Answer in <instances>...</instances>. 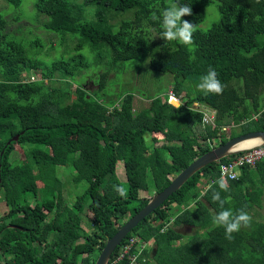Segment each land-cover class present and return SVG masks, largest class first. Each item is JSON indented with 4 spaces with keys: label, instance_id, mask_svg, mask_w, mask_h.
Instances as JSON below:
<instances>
[{
    "label": "trees",
    "instance_id": "obj_1",
    "mask_svg": "<svg viewBox=\"0 0 264 264\" xmlns=\"http://www.w3.org/2000/svg\"><path fill=\"white\" fill-rule=\"evenodd\" d=\"M6 1L19 6L22 0ZM212 1L219 18L207 30L186 31L178 23L177 11L187 23L200 24ZM35 8L34 20L58 41L48 37L55 46L34 53L9 30L19 17L0 13V195L7 207L0 216V264H94L122 218L152 197L139 194L145 171L157 193L199 155L233 136L264 130V0H37ZM124 13L131 16L112 21ZM148 28L159 34L157 40L150 39ZM67 34L81 38L70 42L68 55L60 52L50 64L39 58L53 56ZM183 35L193 48L179 41ZM84 41L107 52L109 66L125 61L137 66L149 58L153 70L172 76L171 91L184 92L186 100L175 106L168 95L155 96L135 107L128 92L109 101L99 92L110 71L100 72L89 93L88 79L96 74L89 73L88 56L80 52ZM38 70L40 78L30 80L27 75ZM82 77L87 81L76 84ZM72 89L74 100L67 96ZM194 102L214 110V126L203 122L204 112ZM230 123L240 130L230 128L229 137L219 139ZM16 145L23 158L11 157ZM226 159L196 171L126 235L112 256L136 236L137 248L154 243L143 248L136 264L151 259L264 264V220L250 214L262 207L264 158L242 166L235 179L219 177ZM69 161L64 179L86 185L67 199L57 168ZM120 164L125 182L118 175ZM38 192L41 200L32 205L29 193ZM86 208H93L89 230L81 218ZM179 226L195 232L181 241L186 234ZM126 263L127 257L118 264Z\"/></svg>",
    "mask_w": 264,
    "mask_h": 264
},
{
    "label": "rangeland",
    "instance_id": "obj_2",
    "mask_svg": "<svg viewBox=\"0 0 264 264\" xmlns=\"http://www.w3.org/2000/svg\"><path fill=\"white\" fill-rule=\"evenodd\" d=\"M37 0H22L19 6H14L13 4L7 2L6 0H0V13L4 17L10 18L11 16H18L19 20L14 21L11 24V30L14 33V38L21 41L26 49L28 51H32L33 53L36 52V50L43 49H49L52 46H55V43L51 46L50 41L47 40L48 37H50L54 42L58 41V37L56 35L50 34L47 31H45L42 26L41 22L39 20L35 21V15H36V8L35 3ZM167 2H170V0H167ZM205 18L204 20L198 24V25H191L187 23L184 18L179 15L178 11L175 13L176 19L178 23L183 24L186 28V31H190L193 29H202L207 30L215 21L219 18V12L217 7V2L212 1L208 3L205 7ZM128 13V12H126ZM131 16V13L124 15H115L113 18V22H117L118 20H121L122 18H126ZM44 17H40V20H42ZM89 19V16H87ZM11 21V19H10ZM9 25V23H8ZM15 27L16 30H15ZM15 30V31H14ZM148 32L150 34L151 40H157L159 37V34L154 31L153 28H148ZM60 36H63L60 33H57ZM69 38L65 39V43L58 46L57 50L52 54L53 56H39L41 60H46L47 64H50L53 60L61 57L60 52H63L65 55L69 54V49L72 47L70 45V42L76 43L78 39H81L79 36H76L74 39L76 41H73L74 39H71V35ZM180 42L187 43L189 48H193L192 45L188 42V36L183 35L180 39ZM30 42H38L40 43V46L35 47L30 44ZM30 49V50H29ZM81 53H85L88 56V60L90 61V67H89V73L96 74L94 76V79L90 81L88 79V87L87 91L89 93H92L93 90L96 89V86L99 84L101 78H100V72L102 71H110L109 76L106 78V85L104 87V90L100 91V94H103V97H106L107 100L113 101L117 100L118 95L123 93H132L134 95V105L136 106H142L147 105L149 103L150 97L160 96V97H166L171 92V85L173 78L168 73L159 72L156 70H153L150 67L149 58H144L137 66H135L131 61H125V62H117L109 66L110 56L107 52H99L98 50L91 49L88 42L84 41L83 48L80 50ZM71 53V52H70ZM105 65V66H101ZM33 73V74H32ZM30 80L32 79H38L40 78V70L36 71V73L32 72L27 75ZM26 76V78H27ZM87 81V78L85 77L80 78L79 80L76 79V84H79L80 82ZM46 82V80H45ZM76 85H73L75 87ZM174 91V90H173ZM176 98H171L170 102L173 105H177L178 103L181 104L186 100V96L184 92L180 91L176 93ZM70 100L75 99V93L74 89H72L71 93L67 94ZM105 99V100H106ZM176 102H175V101ZM108 101V102H109ZM174 101V102H173ZM227 131H229V128H236L239 129L238 125H234L233 123L226 124ZM240 130V129H239ZM230 135L229 132H222L221 137H225ZM214 142H212L213 144ZM141 147V154L146 160L148 155V150L145 147L144 144L140 145ZM16 150L20 153H14L12 154V158L14 157H21L23 158L22 150L21 148L16 145ZM146 166V165H145ZM144 166V167H145ZM70 167V161L62 168L58 167V171L62 176L63 181V188L62 192L65 198L69 199L75 196L76 193H79L84 189L86 183L85 182H72L69 183L64 179V175L68 172ZM146 168V167H145ZM148 168H146L147 170ZM118 175L120 179L125 182V177L123 174V167L122 164L117 169ZM173 178V177H172ZM205 179L202 180L200 188L206 187ZM39 186H41L39 182ZM199 188V187H198ZM204 190V189H203ZM79 191V192H78ZM203 192V191H202ZM260 192V191H259ZM262 196V207L255 206L254 209L251 211V216L256 219H262L264 220V194L263 192H260ZM140 196L143 197H151L155 193V188L152 184L151 177L146 174V171L144 174H142V186L139 192ZM41 200V193L38 192V194H32L29 193V202L33 205L35 202ZM174 209L176 210L178 207L176 204H174ZM7 210V207L4 203V199L2 195H0V216ZM92 213L93 208H86L83 212H81V218H82V224L84 227V230H89L90 228H93L91 225L92 220ZM133 211L128 212L124 218H122L121 222L123 223L126 221L131 215ZM159 222V220L156 221V223ZM164 228V227H163ZM162 228V230H163ZM182 232L186 234V237L182 238L181 241H185L190 235L194 234L195 228L191 226H179ZM202 234L205 235V232L202 231ZM136 237V236H135ZM151 243V242H150ZM153 246L144 245L143 248H147L150 250ZM97 257V256H96ZM148 264H157L154 260H149Z\"/></svg>",
    "mask_w": 264,
    "mask_h": 264
},
{
    "label": "water",
    "instance_id": "obj_3",
    "mask_svg": "<svg viewBox=\"0 0 264 264\" xmlns=\"http://www.w3.org/2000/svg\"><path fill=\"white\" fill-rule=\"evenodd\" d=\"M175 106H178L175 105ZM193 106L196 109H200L201 104L194 102ZM18 134L11 138V140H17ZM247 139H259L260 143L253 146L264 144V130L249 131L237 136L228 138L224 143L219 144L205 153L199 155L192 160L184 169L179 171L170 181V183L161 191L154 194L148 202L137 212L132 214L119 228L118 230L106 240L104 246L100 250L94 264H107L111 254L121 241L130 233L145 217L150 215L156 208H158L172 193L178 190L184 182L191 177L196 171L200 170L204 166L219 161L229 155L240 152L246 148H236L239 142ZM9 140L7 143H10ZM249 148V147H248Z\"/></svg>",
    "mask_w": 264,
    "mask_h": 264
},
{
    "label": "built area",
    "instance_id": "obj_4",
    "mask_svg": "<svg viewBox=\"0 0 264 264\" xmlns=\"http://www.w3.org/2000/svg\"><path fill=\"white\" fill-rule=\"evenodd\" d=\"M177 95L172 91L168 94V101L170 102L171 98H176ZM171 103V102H170ZM179 104V103H178ZM204 112L203 122L207 124H211L214 126V110L210 108H204L202 110ZM222 132L227 131V127H222ZM221 132L218 133V138H221ZM225 161L220 162L219 164V177L220 178H228L235 179L240 175L241 167L244 165L254 166V164L260 159L264 158V144L253 146L246 148L240 152L229 155L226 157ZM138 238L132 236L129 238V242L122 245L116 254L110 256L107 264H118L125 257L128 258V263L126 264H136L137 257L143 250L146 242H143L139 248H137ZM134 248H137V252L134 253Z\"/></svg>",
    "mask_w": 264,
    "mask_h": 264
},
{
    "label": "bare ground",
    "instance_id": "obj_5",
    "mask_svg": "<svg viewBox=\"0 0 264 264\" xmlns=\"http://www.w3.org/2000/svg\"><path fill=\"white\" fill-rule=\"evenodd\" d=\"M257 143H260V140L259 139H247V140H244L242 142H239L237 145H236V148H248L252 145H255Z\"/></svg>",
    "mask_w": 264,
    "mask_h": 264
},
{
    "label": "crops",
    "instance_id": "obj_6",
    "mask_svg": "<svg viewBox=\"0 0 264 264\" xmlns=\"http://www.w3.org/2000/svg\"><path fill=\"white\" fill-rule=\"evenodd\" d=\"M201 108L200 109H204V108H207L205 105H203V104H201V106H200ZM151 242V243H150ZM150 242H148V243H146V245H149V244H151L152 245V243H153V241H150ZM145 245V246H146ZM153 245H154V243H153ZM153 247V246H152Z\"/></svg>",
    "mask_w": 264,
    "mask_h": 264
},
{
    "label": "clouds",
    "instance_id": "obj_7",
    "mask_svg": "<svg viewBox=\"0 0 264 264\" xmlns=\"http://www.w3.org/2000/svg\"><path fill=\"white\" fill-rule=\"evenodd\" d=\"M179 105V104H178ZM207 107V106H206ZM207 108H209V107H207ZM201 110H203V109H201ZM148 243V242H147ZM146 245V244H145Z\"/></svg>",
    "mask_w": 264,
    "mask_h": 264
}]
</instances>
